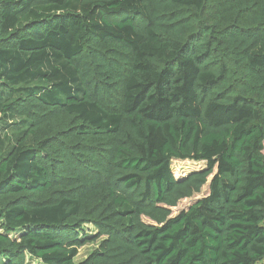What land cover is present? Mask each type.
Returning <instances> with one entry per match:
<instances>
[{
  "label": "trees",
  "instance_id": "trees-1",
  "mask_svg": "<svg viewBox=\"0 0 264 264\" xmlns=\"http://www.w3.org/2000/svg\"><path fill=\"white\" fill-rule=\"evenodd\" d=\"M263 143L264 0H0V264H264Z\"/></svg>",
  "mask_w": 264,
  "mask_h": 264
},
{
  "label": "rangeland",
  "instance_id": "rangeland-1",
  "mask_svg": "<svg viewBox=\"0 0 264 264\" xmlns=\"http://www.w3.org/2000/svg\"><path fill=\"white\" fill-rule=\"evenodd\" d=\"M263 155H264V143H263ZM205 166L204 162H193V161H182V160H173L171 162V170L172 173L174 175L175 178L179 179L182 178L184 176H186L187 174L199 170L202 167ZM207 193V185L203 186V188L201 189V192L197 195H195L193 198L191 199H185L179 202L178 206L176 208L172 209V215H176L177 213H179L181 210L185 209L187 206H189V204L191 202H193L196 199H199L203 196H205ZM96 244H88L84 247H82L79 250V254L75 259V262H79L84 260L88 254L93 251V249L95 248Z\"/></svg>",
  "mask_w": 264,
  "mask_h": 264
}]
</instances>
